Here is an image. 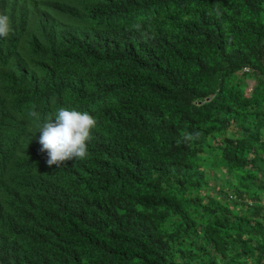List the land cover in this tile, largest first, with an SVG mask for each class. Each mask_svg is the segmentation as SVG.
<instances>
[{
  "label": "trees",
  "instance_id": "16d2710c",
  "mask_svg": "<svg viewBox=\"0 0 264 264\" xmlns=\"http://www.w3.org/2000/svg\"><path fill=\"white\" fill-rule=\"evenodd\" d=\"M105 1L107 7L86 5L77 12L92 23L102 17L105 33L93 37L89 50L80 47L74 67L59 76L50 104L81 107L97 118L88 147L101 175L138 180L144 188L159 186L155 174L164 176L169 185L159 191L190 198L189 205L161 218L147 216L139 205L127 218L115 196L107 194L92 206L77 189L55 197L39 219L43 194L49 193L23 183L20 202L8 201L4 186L39 167L27 149L9 141L4 120H22L30 104L26 94L4 84L0 264H264V0ZM141 12L148 14L143 20L127 19ZM140 24L151 32L135 34ZM122 35L136 49L120 67ZM68 36L48 34L44 41L63 42ZM10 47L20 54L19 43ZM104 55L114 58L111 69L117 68L113 87L130 84L132 97L109 111L92 109L97 87L85 76ZM86 73L98 78L101 90L112 88L108 72ZM145 79L148 93L138 89ZM109 123L114 125L107 128ZM112 148L111 157L103 154ZM209 164L215 176L208 186L204 175L210 168L200 166ZM109 215L112 223L106 225Z\"/></svg>",
  "mask_w": 264,
  "mask_h": 264
},
{
  "label": "clouds",
  "instance_id": "9594fccd",
  "mask_svg": "<svg viewBox=\"0 0 264 264\" xmlns=\"http://www.w3.org/2000/svg\"><path fill=\"white\" fill-rule=\"evenodd\" d=\"M108 4L106 2L105 5L104 0H0V80L6 75V80L13 79L19 85L26 84L25 94L28 96L27 104H30L27 109L30 112H26L22 120L12 119L10 123L9 119L4 121L6 126L9 124L12 134L9 141L13 142L16 149L22 147L27 149L29 159L39 167L38 170L27 174L19 181L4 186L3 191L8 201L16 204L20 202L18 193L23 185L33 191L40 187L46 189L49 195L43 194L44 204L36 215L39 219L47 213L55 197L62 194H75L77 189L87 196L88 203L92 206L101 203L107 194L115 196L114 203H117L115 205L117 208L119 205L124 208V215L127 218L132 207L137 208L139 205L147 216L150 214L159 218L170 216L174 214L175 209L180 211L189 205L190 198L181 199L176 197V194H162L159 191V188H166L169 185L164 176L158 177L155 174V184L159 183V186L144 188L138 180L101 175V169L96 164L97 158L89 155L88 147L93 139V130L98 126L97 118L81 107L60 106L57 108L50 104L51 100L55 99L61 84L59 76L70 72L69 69L74 67L73 60L76 63L79 59L77 54L80 47L86 44L89 50L93 37L101 31L105 33L101 25L102 17L92 19L94 21L92 23L79 18L77 12L81 10L80 7L86 5H93L90 10H94L107 7ZM131 4L135 5L132 2ZM147 15L141 12L136 17L119 16V18L130 20L142 18L143 20ZM95 24L100 28H96ZM77 26L87 28L80 31ZM139 26V33L134 31L135 34L143 36L151 32L142 27V24ZM48 34L69 36L63 42H45L44 36ZM119 39L123 41L120 52L121 63L117 61L122 67L130 61L136 48L124 43L123 35ZM11 42L20 44V54L17 55L11 51ZM8 65L10 67L7 70ZM113 65L114 58L104 55L98 63L92 65L95 68H88L97 72H108V77L113 81L112 88L106 90L98 87V78H89L86 73L88 69L85 71L87 81L97 87V93L91 100L93 110L109 111L116 103H124L132 98L129 96L131 93H128L130 84L113 87L116 80L113 78V71L117 69H111ZM143 82L144 84L138 89L145 93L151 89V84L149 79ZM5 85L4 89L19 91V88H13L7 82ZM36 89L39 91L33 93ZM112 90L114 91L110 95ZM125 95L124 101L121 100V97ZM110 125L114 124L109 123L107 128ZM131 129L137 135L138 131ZM191 138L190 135L185 134L186 140ZM154 150L156 151V147ZM115 152L116 149L112 148L107 154L105 152L103 154L111 157ZM200 168H210L206 170L204 180L206 185H213L214 166L209 164L207 167L200 166ZM42 178L46 181L42 182ZM210 181L213 183L211 184ZM136 192L138 195L133 196ZM111 219L112 216L109 215L106 225H111ZM12 231L14 230H10V233ZM0 242H5V239ZM62 252L61 249L59 253L48 258L53 259Z\"/></svg>",
  "mask_w": 264,
  "mask_h": 264
},
{
  "label": "bare ground",
  "instance_id": "6f19581e",
  "mask_svg": "<svg viewBox=\"0 0 264 264\" xmlns=\"http://www.w3.org/2000/svg\"><path fill=\"white\" fill-rule=\"evenodd\" d=\"M9 67H10V65H8L7 66V70L9 69ZM6 75H4L3 77H2V79H1V82H0V89H1V87L5 84V82H6ZM26 84H23V85H21L20 87H19V91L21 92V93H23V94H25L26 92H27V88H26ZM113 99H115V98H113ZM34 111H36V110H34ZM33 127V126H32ZM44 180L45 179H41V181L42 182H44Z\"/></svg>",
  "mask_w": 264,
  "mask_h": 264
},
{
  "label": "rangeland",
  "instance_id": "374dc122",
  "mask_svg": "<svg viewBox=\"0 0 264 264\" xmlns=\"http://www.w3.org/2000/svg\"><path fill=\"white\" fill-rule=\"evenodd\" d=\"M251 83H252L251 81H249V82H248V84H249V85H250ZM249 85H248V86H249ZM210 183L212 184L213 182H212V181H210Z\"/></svg>",
  "mask_w": 264,
  "mask_h": 264
}]
</instances>
